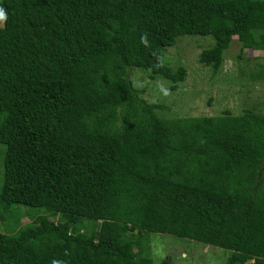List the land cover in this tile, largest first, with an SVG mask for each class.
Returning a JSON list of instances; mask_svg holds the SVG:
<instances>
[{"label":"trees","instance_id":"trees-1","mask_svg":"<svg viewBox=\"0 0 264 264\" xmlns=\"http://www.w3.org/2000/svg\"><path fill=\"white\" fill-rule=\"evenodd\" d=\"M0 8V264H153L152 234L264 264V115L166 120L128 79L176 90L186 71L161 51L183 36L213 39L198 58L213 72L235 37L264 51V0Z\"/></svg>","mask_w":264,"mask_h":264},{"label":"rangeland","instance_id":"rangeland-1","mask_svg":"<svg viewBox=\"0 0 264 264\" xmlns=\"http://www.w3.org/2000/svg\"><path fill=\"white\" fill-rule=\"evenodd\" d=\"M213 43L208 36H183L161 51L163 61L173 71L179 67L186 71L185 81L178 83L176 90L171 89L173 84L168 80H152L137 68L128 69V79L141 99L160 106L155 112L166 120L218 116L225 110L233 115L245 109L264 115V51L242 49L235 37L224 52L222 66L213 72L198 61L199 54ZM2 151L0 147V173ZM29 222L22 219L21 227ZM2 227L0 222V230ZM150 240L153 264H161L167 257L175 264H226L229 256L221 248L171 235L152 234Z\"/></svg>","mask_w":264,"mask_h":264},{"label":"clouds","instance_id":"clouds-1","mask_svg":"<svg viewBox=\"0 0 264 264\" xmlns=\"http://www.w3.org/2000/svg\"><path fill=\"white\" fill-rule=\"evenodd\" d=\"M7 20L6 12L3 8H0V23Z\"/></svg>","mask_w":264,"mask_h":264}]
</instances>
